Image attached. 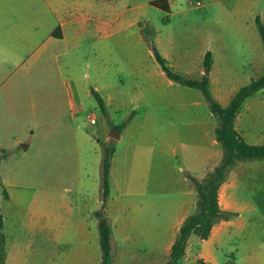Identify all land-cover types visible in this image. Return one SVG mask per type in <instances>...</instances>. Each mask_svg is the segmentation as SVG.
Returning <instances> with one entry per match:
<instances>
[{
	"label": "crops",
	"instance_id": "1",
	"mask_svg": "<svg viewBox=\"0 0 264 264\" xmlns=\"http://www.w3.org/2000/svg\"><path fill=\"white\" fill-rule=\"evenodd\" d=\"M114 2L115 0H0V119L4 115L12 119L10 125L0 127V132L13 133L0 135V149L9 153L13 151L1 161L0 176L9 157L30 148L26 140L30 127L34 125V119L42 114L40 107L34 102V84L40 85L41 95L44 86L55 76L76 86V95L68 90L67 112L70 118L63 115L60 120L62 125L84 112L83 106L86 101L94 98V93H98L103 101L106 100L105 106L114 102L117 114L125 113L129 116L135 112L133 120L115 140L121 142L134 124L141 123V131L144 134L153 132L160 144L158 148L153 147V156L158 157L155 160L158 166L174 165L178 173L167 176L165 183L158 186L155 193L147 192L143 186L140 187V182L136 184L131 178H127L124 188L120 190L123 194L114 197L112 176L117 173L115 150L106 209L112 226L113 264H162L163 256L170 254L183 222L196 210V194L185 173H190L199 180L204 179L219 164L221 149L215 139L216 126L210 117H206L205 121L194 122L192 118L185 123L175 121L173 116L192 117L194 110L189 109L186 98L184 102L177 101L171 91L165 90H170L175 84L165 77L158 65L159 69L153 64L148 66L145 43L140 33L138 38L143 43H138L137 39V48L130 45L129 17L124 9L115 12ZM244 36L245 44L250 43L251 57L246 80L241 79L239 85H234L228 76H223L221 66L211 51L213 66L209 75L210 89L222 106H227L242 86L264 74V49L259 33ZM116 52L123 53L121 58L124 62L118 63L115 59ZM89 78L93 79L94 85L82 87V80ZM23 85L31 92L29 98L21 99L19 95ZM114 86L117 88L116 96L101 95L105 90L111 92ZM262 99L264 91L249 98L235 121L236 129L251 145H264V131L258 125L264 117V109L257 107V101ZM29 100L31 104L28 108ZM249 104L255 107H247ZM141 115L144 116L142 120ZM240 120L245 121L241 123V128ZM249 122H255V126L259 128L252 137L246 133ZM177 126L197 127V133L189 140V150L180 155L178 147H183V143H179ZM142 136L140 134L139 145H146L147 141ZM257 164L264 162L241 164L231 171L228 181L219 190V204L224 211L236 213L237 216L215 225L208 240H201L196 236L190 238L186 254L189 252L191 263H195L196 259L203 260L206 264L218 261V252L223 251L224 245L231 244L246 229L248 220L242 213L253 212L255 209L249 198V190L257 183V179H247L246 172L241 171V168ZM183 165L189 166V170L182 168ZM4 192L8 194L7 198L4 197ZM0 195H3L5 201L12 200L2 176ZM100 208L86 211L80 205L75 206V210L82 214L85 232L79 264L82 261L86 264H101L98 221L94 216ZM41 232L48 241H55L56 223L53 217L42 216ZM57 250L58 248L54 249L53 254H57ZM6 253V264H16L18 259L23 264L27 262L25 249L20 253L14 252L7 240Z\"/></svg>",
	"mask_w": 264,
	"mask_h": 264
},
{
	"label": "rangeland",
	"instance_id": "2",
	"mask_svg": "<svg viewBox=\"0 0 264 264\" xmlns=\"http://www.w3.org/2000/svg\"><path fill=\"white\" fill-rule=\"evenodd\" d=\"M152 1L114 2L115 12L124 9L129 17L131 46L136 47L137 39L138 43L144 42L138 38L140 32L137 24L140 21H148L155 29V48L150 49L145 44L148 66L153 64L159 69L152 53L157 49L174 72L199 79L203 76L204 54L209 50L214 53L223 76H228L234 85H239L240 80L246 78L251 48L250 43L245 44L244 35H258L255 19L260 16L264 23V0H168L171 7L169 14L150 6ZM165 17H168L167 24L163 21ZM260 51L263 53L262 48ZM122 54L115 53L118 63L124 62ZM46 85L42 95L40 85H33L34 102L42 114L34 119V125L30 127L26 139L30 148L27 151L19 149V154L9 157L2 168L3 184L12 195L11 201H5L0 195V201L3 200L0 208L5 221L4 235L14 252L20 253L25 249L26 264H79L85 232L82 214L75 210V206L80 205L86 211L101 207L103 144L111 143L116 150L117 173L112 176L114 197L123 194L120 190L124 188L127 178L136 184L140 182V187L143 186L147 192L155 193L158 186L165 183L166 177L177 174L178 170L174 165L158 166L153 147L158 148L160 144L153 132L144 134L141 131V123L134 124L121 142L108 135L128 117L125 113H116L114 102L110 106L106 104L108 115L105 116L92 97L83 106L84 112L62 125L60 120L63 115L70 118L67 112L68 90L76 95V86L59 76L50 79ZM93 85V79L82 80V87ZM23 86L19 95L21 99L29 98L31 92L26 85ZM165 90L171 91L177 101L184 102L186 98L189 109L194 110L192 117L173 116L175 121L185 123L191 118L194 122L205 121L206 117H210L216 126V120L200 92L176 84L170 90ZM116 93L114 86L111 92L105 90L101 95L116 96ZM30 104L29 100L28 108ZM247 107L255 105L249 104ZM257 107L264 109V99L257 101ZM141 113L144 115V110ZM143 115L140 116L141 120L144 119ZM6 116L0 119V127L12 123V119ZM92 118L96 119V124H90ZM244 122L239 121V128ZM255 124L249 122L246 130L251 137L259 129ZM258 125L264 131V117ZM177 131L179 143H183V147H178L180 155L189 150V140L197 133V127L177 126ZM4 134L13 133L0 132V135ZM140 134L147 141L146 145H139ZM182 168L189 170L187 165ZM241 171L246 172L247 179H257L249 190V198L255 209L242 213L248 220L246 229L231 244L224 245L223 251L218 252V261L208 264H264V164L242 166ZM161 194L164 195V192ZM43 215L55 220L54 242L42 235ZM56 248L57 254H53ZM168 260L169 255L163 256L162 264H167ZM199 261L196 259L195 263H191L188 252L180 264H199ZM16 264L23 262L18 259ZM81 264L86 263L82 261Z\"/></svg>",
	"mask_w": 264,
	"mask_h": 264
},
{
	"label": "trees",
	"instance_id": "3",
	"mask_svg": "<svg viewBox=\"0 0 264 264\" xmlns=\"http://www.w3.org/2000/svg\"><path fill=\"white\" fill-rule=\"evenodd\" d=\"M150 6L163 11L171 12L168 0H154ZM164 24L168 23V17L164 18ZM255 25L261 37L264 49V23L260 16L255 19ZM140 35L150 49L155 48L156 31L148 21H140L138 24ZM153 57L165 77L176 85L200 92L207 103L208 110L216 120L214 130L215 139L221 149L219 164L202 180L190 173H185L186 178L192 183L196 194V210L185 219L174 244L171 247L167 264H180L186 257L189 240L196 236L201 240H208L213 227L222 221L232 220L236 213L224 211L219 204V190L229 179L231 171L241 164L264 162V145H251L235 127V121L244 103L260 91H264V74L251 80L242 86L230 100L227 106H222L213 96L210 89L209 75L213 66V55L206 51L203 57V76L193 79L174 72L168 61L155 49ZM94 98L102 114L107 116L105 102L98 93ZM135 116L132 112L120 125L114 128L121 134ZM115 153L114 146L103 144L102 158V198L101 208L94 216L98 221L99 244L101 250V264H113L112 226L107 215V202L110 196V169ZM9 151L0 150V164L9 156ZM4 197L8 194L4 192ZM6 238L4 235V218L0 209V264H6ZM199 264H206L203 260Z\"/></svg>",
	"mask_w": 264,
	"mask_h": 264
},
{
	"label": "water",
	"instance_id": "4",
	"mask_svg": "<svg viewBox=\"0 0 264 264\" xmlns=\"http://www.w3.org/2000/svg\"><path fill=\"white\" fill-rule=\"evenodd\" d=\"M155 50V49H154ZM114 133V134H113ZM110 137L113 139H118L119 138V132L116 129L112 130V133H110ZM22 148L24 149L25 146H22Z\"/></svg>",
	"mask_w": 264,
	"mask_h": 264
},
{
	"label": "built area",
	"instance_id": "5",
	"mask_svg": "<svg viewBox=\"0 0 264 264\" xmlns=\"http://www.w3.org/2000/svg\"><path fill=\"white\" fill-rule=\"evenodd\" d=\"M90 123L91 124H96V119L95 118L90 119Z\"/></svg>",
	"mask_w": 264,
	"mask_h": 264
}]
</instances>
